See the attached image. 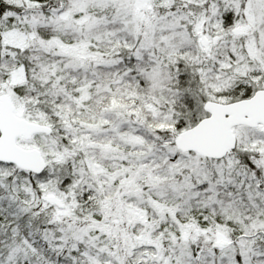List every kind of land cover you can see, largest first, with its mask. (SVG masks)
Here are the masks:
<instances>
[{"label":"snow or ice","instance_id":"obj_1","mask_svg":"<svg viewBox=\"0 0 264 264\" xmlns=\"http://www.w3.org/2000/svg\"><path fill=\"white\" fill-rule=\"evenodd\" d=\"M0 264H264V0H0Z\"/></svg>","mask_w":264,"mask_h":264}]
</instances>
